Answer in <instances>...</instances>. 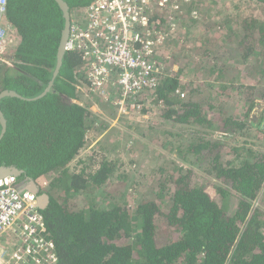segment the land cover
<instances>
[{
	"label": "trees",
	"instance_id": "1",
	"mask_svg": "<svg viewBox=\"0 0 264 264\" xmlns=\"http://www.w3.org/2000/svg\"><path fill=\"white\" fill-rule=\"evenodd\" d=\"M65 1L70 8H83L93 0ZM255 1L264 15V0ZM5 17L15 44L4 55L10 63L0 60V91L11 89L25 99H0L6 119L0 164H14L33 179L52 176L46 188L50 202L40 210L59 264H264V129L258 122V136L250 134L253 126L246 120L256 103L264 106L263 18L242 14L239 20L225 21L221 33L230 35L221 41L223 57L217 60L225 64L226 51L234 61L216 64V81L226 93L229 85L221 83H239L240 100L248 105L244 115L225 114V98L216 107L210 100L204 106L183 101L178 93L187 88L175 76H163L157 87L164 120L194 125L202 133H189L178 152L186 162H207L205 173L221 182L214 183L217 198L198 178L202 175L174 166L176 175L149 185L132 206L125 192L118 196L103 189L117 161L96 150L82 155L96 118L87 101H74L81 98L73 83L82 64L77 52H65L49 91L34 99L45 91L56 66L64 18L55 0H7ZM209 42L206 38L203 44ZM236 62H242V71L229 78L225 70L233 72ZM210 70L214 73L216 68ZM209 87L216 90L212 83ZM215 108L217 112L206 113ZM213 128L221 137L213 139ZM240 135L250 143L262 140L256 144L260 147L252 148L245 140L232 145V158L224 159L223 139Z\"/></svg>",
	"mask_w": 264,
	"mask_h": 264
},
{
	"label": "built area",
	"instance_id": "2",
	"mask_svg": "<svg viewBox=\"0 0 264 264\" xmlns=\"http://www.w3.org/2000/svg\"><path fill=\"white\" fill-rule=\"evenodd\" d=\"M206 2L93 0L83 8H70L66 50L77 52L82 60L73 82L81 98L74 101L80 105L87 101L90 110L98 102L115 110L124 105L128 113L142 110L157 96L160 68L155 58L180 28L179 17L189 10L195 17ZM6 6L7 0H0V60L7 62L4 55L15 37L6 21ZM111 89L116 90V99L109 95ZM48 175L36 180L42 188L49 187V182L41 184ZM0 264H59L35 196L13 177L0 179Z\"/></svg>",
	"mask_w": 264,
	"mask_h": 264
},
{
	"label": "rangeland",
	"instance_id": "3",
	"mask_svg": "<svg viewBox=\"0 0 264 264\" xmlns=\"http://www.w3.org/2000/svg\"><path fill=\"white\" fill-rule=\"evenodd\" d=\"M201 6L197 9L195 17L190 16L191 10L185 13L184 17H179L180 28L164 44L162 53L155 58V63L160 68L157 76H159V80L164 74L178 77L187 88L178 93L179 98L183 101L192 100L204 106L210 100L216 107V104L219 105V102L225 98L224 113L234 114L236 117L242 116L246 113L248 105L240 100V88L237 87L239 83L235 85H230V82L221 83L229 85V91L226 93L221 89L219 81H216L217 66H228L230 62L234 61L229 52L226 51L223 52L224 58L226 57L225 64L220 60L223 57L221 55L223 42L221 41L225 40L228 34L230 35L229 31L223 35L221 33L225 21L228 20L231 23L233 20H239V16L242 14L255 13L257 17L264 19V15H262L263 6L255 0H207ZM209 26L212 27L210 31L208 30ZM219 29H221L219 32L212 35L214 30ZM167 31L172 33L174 29ZM206 38L210 39L211 42L204 45L203 42ZM223 46L226 47V44ZM217 56L220 57L219 60H217ZM8 62L10 63V61ZM236 63L233 64L236 69H233V72L228 74L227 68L225 70L229 78L234 75L237 76V71L238 75L239 71H242V62ZM214 68L216 71L211 73L210 69ZM215 82L216 84H214ZM209 83L216 86V90H211ZM115 92V89H111L109 92V95L113 96L114 99L117 97ZM211 96L213 100H211ZM101 100L105 102L101 98L98 101ZM161 106L156 97L147 106L144 105L142 110L130 113L125 110L124 105L115 110L110 105L102 106L99 102L96 103L90 110L96 118V124L89 130L90 135L86 137V145L82 155L90 154L96 150V152L106 155L107 159L117 161L116 172L105 183L103 189L118 196L125 192L124 194L132 206L138 196L140 197L141 193L148 190L149 185L153 184L154 186L157 181L165 180L169 174L176 175L174 166L191 168L195 174L202 175L201 178L199 176L198 178L204 179L202 181L205 182L207 190L215 195L214 198H217V191L215 190L217 185L214 183L221 184V182L214 181L205 173L204 169L208 167L207 162H203L201 159V162H195V158H190L193 163L191 161L186 162L179 156L178 145L184 146L187 135L196 133L197 128L194 125H175L164 120V112ZM216 109L214 111L206 109V113L217 112ZM124 111L126 112L123 115ZM255 112L258 113L259 108ZM251 130L250 134H258L254 127ZM210 131L213 139L221 137L214 128ZM197 134L202 135L198 131ZM245 140L246 137L241 135L233 139H223V142L225 141V146L221 147L223 158H232L230 147L232 145L238 146ZM250 140L251 143L246 140L249 146L252 148L260 147L256 144L262 140ZM261 149H264V146ZM82 155L81 157L85 158ZM89 165L91 168L93 167L91 163ZM71 167H74V162ZM51 178V175L45 176L41 180V184L45 187L46 184L44 185L43 182L48 183ZM207 178L209 179L205 180ZM165 198L169 199V194L165 195ZM254 203L256 206L258 200ZM263 206L264 204L262 208Z\"/></svg>",
	"mask_w": 264,
	"mask_h": 264
},
{
	"label": "water",
	"instance_id": "4",
	"mask_svg": "<svg viewBox=\"0 0 264 264\" xmlns=\"http://www.w3.org/2000/svg\"><path fill=\"white\" fill-rule=\"evenodd\" d=\"M55 2L58 5L59 9L62 11V16L64 18V25L61 30L60 41L57 47L56 66L54 69L53 77L50 80L47 88L45 89L44 92H42L39 96L35 97L34 99H37L43 96L47 91H49V88L53 84V79L57 75L59 68L62 65L63 56L65 52L67 51L66 43H67L69 31H70V22H71L70 6L65 0H55ZM5 96H12V97H18L21 99H25L19 93L11 89H4L0 91V99ZM260 104L256 103V106L253 108L252 113L249 115V117L246 120L251 122L253 127H255V124L259 122L260 123L258 125L259 128L264 129V116L262 115V112H263L262 110L264 109V106ZM258 108H259V112L256 113L255 111H257ZM0 123L2 125V130L0 133V138H1L5 132V127H6V119L4 117V114L1 108H0ZM8 177L15 178L17 182L23 185L24 190H27L28 192H30L32 195L35 196L36 201H37V206L39 207V209L43 210L47 207V205L50 202L49 194L46 192H41L37 183L35 182V179L28 176L23 169L17 167L14 164H7V165L0 164V179H4Z\"/></svg>",
	"mask_w": 264,
	"mask_h": 264
},
{
	"label": "flooded vegetation",
	"instance_id": "5",
	"mask_svg": "<svg viewBox=\"0 0 264 264\" xmlns=\"http://www.w3.org/2000/svg\"><path fill=\"white\" fill-rule=\"evenodd\" d=\"M19 183V182H18ZM39 189L41 190V192H46L47 193V190L45 188H42L38 182H36ZM19 187H21V189H24L23 185L21 183H19Z\"/></svg>",
	"mask_w": 264,
	"mask_h": 264
},
{
	"label": "clouds",
	"instance_id": "6",
	"mask_svg": "<svg viewBox=\"0 0 264 264\" xmlns=\"http://www.w3.org/2000/svg\"><path fill=\"white\" fill-rule=\"evenodd\" d=\"M36 180H37V178L35 179V182H37Z\"/></svg>",
	"mask_w": 264,
	"mask_h": 264
},
{
	"label": "crops",
	"instance_id": "7",
	"mask_svg": "<svg viewBox=\"0 0 264 264\" xmlns=\"http://www.w3.org/2000/svg\"><path fill=\"white\" fill-rule=\"evenodd\" d=\"M7 21V20H6ZM7 23H8V21H7Z\"/></svg>",
	"mask_w": 264,
	"mask_h": 264
}]
</instances>
